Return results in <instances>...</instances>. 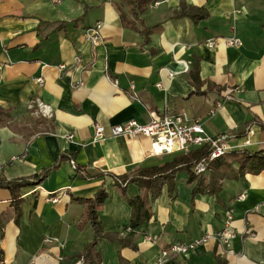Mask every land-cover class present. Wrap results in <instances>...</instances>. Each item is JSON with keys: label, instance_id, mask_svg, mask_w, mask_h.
I'll return each mask as SVG.
<instances>
[{"label": "crops", "instance_id": "1", "mask_svg": "<svg viewBox=\"0 0 264 264\" xmlns=\"http://www.w3.org/2000/svg\"><path fill=\"white\" fill-rule=\"evenodd\" d=\"M183 5L206 16L175 17ZM121 8L133 20L130 7ZM138 20L151 32L140 35L137 21V31L124 27L112 0H0V108L9 114L0 127V182L31 178L68 157L43 182L20 189L18 205L0 187V264H82L95 235L81 201L102 189L101 264H152L166 246L220 231L230 208L232 254L210 239L165 264H264V170L194 196L188 174L178 171L151 200L152 219L130 230V207L111 175L180 154L153 155L142 137L92 142L94 124L109 131L167 111L199 119L209 136L226 137L231 152L264 149V0H155ZM96 23L103 43L92 48L83 33ZM231 38L241 46H227ZM195 64L200 86L192 85ZM38 101L50 107V119L32 114ZM127 236L132 246L120 247Z\"/></svg>", "mask_w": 264, "mask_h": 264}, {"label": "trees", "instance_id": "2", "mask_svg": "<svg viewBox=\"0 0 264 264\" xmlns=\"http://www.w3.org/2000/svg\"><path fill=\"white\" fill-rule=\"evenodd\" d=\"M155 0H112V4L119 13L121 24L130 29L137 31L135 26L136 21L143 26V23L138 20V14L144 9H147ZM130 7V12L133 14V20H129L122 12L121 6ZM206 13L199 8L181 6L179 12L175 17H188L193 21L203 19ZM151 28L143 26L140 35H147L151 32ZM191 80L193 86H200L201 81L198 75V65L195 64L191 73ZM197 88V87H196ZM191 92L190 94H194ZM42 118H37V120ZM9 121V114L7 111L0 108V127L7 125ZM264 130V123L260 124ZM211 151L209 146L195 148L186 154H180L174 157L171 162L160 167L137 169L133 173H126L122 175H111L115 182V186L121 192V195L127 202L131 210V217L129 222V229L135 230L144 223L152 219L151 200H154L160 194L161 188L165 183L173 181L174 175L178 171H185L188 174L187 183L192 186L191 192L194 196L196 193H211L218 194L220 189L219 183L224 179H235L244 177L246 174L257 175L264 170V149L249 153L241 150L238 152L228 151L220 158L208 162V156ZM68 158L64 154H60L57 158V164L43 171L39 175L31 178H21L9 181L0 182V187L6 188L11 196L14 198L17 205L20 203L18 191L22 188L31 187L40 184L47 177V175L55 170L62 160ZM205 161L207 164L208 176L204 174L200 176L194 175V167ZM72 162V161H71ZM236 165V168L234 167ZM77 173L81 174V169L76 166ZM134 186L138 193L134 196H129L128 187ZM107 198L105 190L99 191L93 199L81 201L86 208L87 218L91 221V226L94 231L95 240L87 245L79 258L82 259V264H101L100 254L95 250V241L99 237H105L99 223L97 222V212L102 207L103 202ZM2 227L0 225V240L2 238ZM120 247L132 246L129 238L119 239Z\"/></svg>", "mask_w": 264, "mask_h": 264}, {"label": "built area", "instance_id": "3", "mask_svg": "<svg viewBox=\"0 0 264 264\" xmlns=\"http://www.w3.org/2000/svg\"><path fill=\"white\" fill-rule=\"evenodd\" d=\"M102 24L96 23L89 27L83 33L85 42L92 48H96L103 43L101 34ZM229 47L239 48L241 42L235 38L225 40ZM215 41L209 42V46L213 47ZM38 84L43 83V79L36 80ZM159 87V86H158ZM217 108L220 107L218 104ZM35 117L50 119L52 116L49 106L41 101L37 102V108L29 107ZM147 138L151 141V152L153 155L161 154H186L195 148L209 146L211 151L208 156V162L220 158L229 151L225 136L211 137L203 128V124L199 119H190L183 113L162 112L160 114L151 113L150 120L145 124H140L135 120L128 121L124 124L114 126L106 130L100 124L93 125L92 142H103L108 138ZM69 139L72 136L68 137ZM207 163L201 161L194 169V175L200 176L207 172ZM245 197L239 196L237 200L241 201ZM52 203L56 199H50ZM234 210L228 209L226 212L223 228L212 236H205L189 243H176L162 248L157 259L152 264H165L169 258L182 255L188 256L195 248L204 244L208 240L215 241L227 254H232L230 245L235 239L236 234L232 230Z\"/></svg>", "mask_w": 264, "mask_h": 264}]
</instances>
